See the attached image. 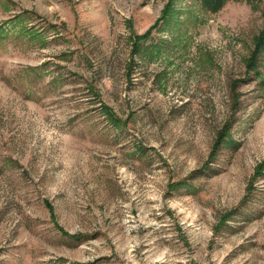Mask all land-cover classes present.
I'll list each match as a JSON object with an SVG mask.
<instances>
[{"label":"rangeland","instance_id":"obj_1","mask_svg":"<svg viewBox=\"0 0 264 264\" xmlns=\"http://www.w3.org/2000/svg\"><path fill=\"white\" fill-rule=\"evenodd\" d=\"M167 1L0 0V264H264V0Z\"/></svg>","mask_w":264,"mask_h":264},{"label":"trees","instance_id":"obj_2","mask_svg":"<svg viewBox=\"0 0 264 264\" xmlns=\"http://www.w3.org/2000/svg\"><path fill=\"white\" fill-rule=\"evenodd\" d=\"M201 3L208 9V10H212L215 11L218 8H220L223 3L227 0H200ZM171 2L172 0H168L166 2V4L164 5L162 11H161V16L160 18H163L168 12L169 9L171 7ZM152 27L148 28L144 33L142 34H133L131 36V41H132V47H133V52L132 53H136L137 51V47H138V43L146 38L151 30ZM264 50V26L262 27V29L258 32V34L255 36L254 38V46L253 49L251 50L249 56L246 59V68L247 70H255V66L256 63L258 61V58L260 56V54L262 53V51ZM102 111L104 112L105 116L107 117V119L109 120V122L115 126L118 127L119 126V118H117V116L110 110L109 107L107 106H102L101 107ZM229 132H228V123H225L223 125V127L217 132V135L215 137V140L212 144L211 150L209 152L208 158L205 162V164L203 166H206L208 164V162L212 161L214 159V157L216 156L217 151L220 149V147L222 145H224V143H226V137H228ZM264 173V159L262 160V162L257 166L254 176L252 177L257 178L258 176L263 175ZM223 219H225V215H223L222 217ZM59 230L65 234V235H69V236H73L70 235L68 233H66L64 230H62L61 228H59Z\"/></svg>","mask_w":264,"mask_h":264}]
</instances>
